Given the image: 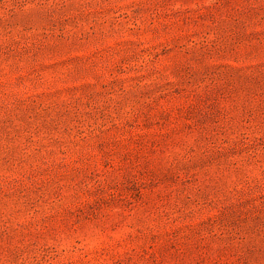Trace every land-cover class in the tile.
<instances>
[{"label": "rangeland", "instance_id": "1", "mask_svg": "<svg viewBox=\"0 0 264 264\" xmlns=\"http://www.w3.org/2000/svg\"><path fill=\"white\" fill-rule=\"evenodd\" d=\"M0 264H264V0H0Z\"/></svg>", "mask_w": 264, "mask_h": 264}]
</instances>
